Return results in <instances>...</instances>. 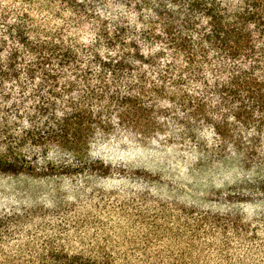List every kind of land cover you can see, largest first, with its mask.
Instances as JSON below:
<instances>
[{
	"label": "trees",
	"instance_id": "16d2710c",
	"mask_svg": "<svg viewBox=\"0 0 264 264\" xmlns=\"http://www.w3.org/2000/svg\"><path fill=\"white\" fill-rule=\"evenodd\" d=\"M254 172L264 0H0V264H264Z\"/></svg>",
	"mask_w": 264,
	"mask_h": 264
},
{
	"label": "rangeland",
	"instance_id": "374dc122",
	"mask_svg": "<svg viewBox=\"0 0 264 264\" xmlns=\"http://www.w3.org/2000/svg\"><path fill=\"white\" fill-rule=\"evenodd\" d=\"M178 160L179 161L174 160V165L182 170V173H184L186 175V176H184V177H186L185 178L186 180H193V179L201 180L202 178L207 176V174H205V173L200 174V172H195L197 163L195 162L194 159L189 158V159H184V160H181V159H178ZM231 164H233V163H231ZM226 165L229 167H236V164H234V165L226 164ZM232 170H235V169H232ZM219 174L226 175V173H219ZM261 174H264V172H254L253 174H249V176H256V175H261Z\"/></svg>",
	"mask_w": 264,
	"mask_h": 264
}]
</instances>
